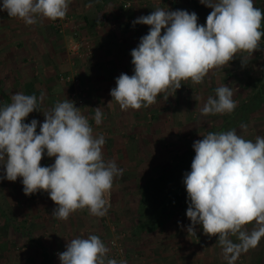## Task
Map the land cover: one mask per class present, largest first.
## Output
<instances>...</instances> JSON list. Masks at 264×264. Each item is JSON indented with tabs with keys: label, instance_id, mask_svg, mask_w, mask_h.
Here are the masks:
<instances>
[{
	"label": "clouds",
	"instance_id": "9594fccd",
	"mask_svg": "<svg viewBox=\"0 0 264 264\" xmlns=\"http://www.w3.org/2000/svg\"><path fill=\"white\" fill-rule=\"evenodd\" d=\"M70 3L2 0L0 12L34 25L40 18L64 19ZM200 3L212 9L206 24L198 23L195 12L159 8L132 22L150 26L149 31L131 50L134 74L121 73L116 78L109 103L114 100L122 111L147 108L160 94L176 93L182 81L202 83L210 70L230 65L238 53L251 56L264 50L260 47L264 11L253 0ZM241 63L246 66L243 59ZM215 93L201 109L202 115L232 113L237 107L232 89L225 84ZM94 109L93 119L100 125L103 113L100 107ZM33 111H39L37 97L23 93H15L11 103L0 107V166L4 170L0 180L21 178L26 196L47 192L56 205L52 215L57 219L67 220L84 209L93 216H105V195L123 170L114 161H105L103 135L93 134L88 118L67 98L43 113V123L36 119L25 123ZM241 127L247 129V125ZM193 149L191 171L183 178L189 201L186 216L191 222L188 235H196L200 225L205 235L217 238L228 264H234L241 251L257 247L264 238V137L257 136L253 142L235 130L209 132L193 143ZM45 153L54 157L50 166H41ZM249 224H254L251 232L246 230ZM230 236H237L240 243H233ZM108 252L100 237L90 235L67 242L58 257L61 264H117L107 258Z\"/></svg>",
	"mask_w": 264,
	"mask_h": 264
},
{
	"label": "crops",
	"instance_id": "0c3cea01",
	"mask_svg": "<svg viewBox=\"0 0 264 264\" xmlns=\"http://www.w3.org/2000/svg\"><path fill=\"white\" fill-rule=\"evenodd\" d=\"M86 1L87 0L81 1V5L88 6V4L85 3ZM115 2H117V0L97 1V5L100 6L101 11H104L101 17L102 20H100L101 18L99 19L103 27L109 28L107 24L110 21L111 15L108 10L111 9V5L115 4ZM131 2H133L132 7L126 9L128 13L124 15L120 14L117 16L118 18L112 17L111 24L116 23V25H118L117 28L112 26L114 30L108 31L107 28L103 29L101 26H98L101 28L97 31L98 35L93 37V39L92 35L88 34V36H86L87 40L91 41L93 44L89 46V42L85 41L90 48L87 50V48L84 49L82 47L80 54H74L70 50L69 52L71 53L58 49L55 41V33H57L55 31L56 27L51 20L40 18L38 23L27 25L20 19L7 16L6 12H0V107L3 102H5L6 105L11 103V97L15 93L35 95L37 97L39 111L30 113L26 118V123H30L32 119H36L40 123H43L45 119L43 113L51 111L57 102H62L66 98L72 101L70 91L76 87L82 90L85 95L86 104L83 112L89 117L93 118L95 115L94 108L100 107L103 113V119L108 120V118L114 116L116 118H122L127 112L128 117L129 114L131 117V113H133L134 118H137V116H139L138 110L128 109L127 111H122L119 104L114 100L109 103L112 100L110 91L116 86V78H118L121 73H126L128 75L134 74V66L131 63V50L138 46L141 37L148 33L150 27L142 24L133 26L132 23L136 18L148 15L152 12L150 8L146 7L148 0H135ZM194 2L198 7L203 5L200 3V0H195ZM0 4H2V0H0ZM203 6L205 7L204 10L210 13L208 11L209 8L205 5ZM82 17V21H84L85 24L91 21L89 17H86V13H83ZM200 23L201 22H199V24ZM83 32L86 34L88 30H83ZM76 38L77 36L73 39L75 40ZM93 45L96 51H93ZM85 51L90 54L96 52L94 56L92 55V57H94L93 61L92 59L88 61L87 58H84V54H86ZM229 66H227V68L232 67V65ZM73 73L78 76L76 83H67L60 78L61 75ZM161 98L163 97L161 96ZM158 99L159 97H157L156 103ZM156 103L151 105L150 108H153ZM159 110L160 112L163 111V109ZM155 116L156 115H154V117ZM91 126L92 128L95 127L93 124ZM98 126V128L95 127L96 129L93 131V134L97 137L103 135L105 139V144L102 148L105 161H114L117 167L123 170L122 175L114 178L113 187L111 189V204L108 207L107 214L103 217H97L91 215L87 209H84L72 213L67 220L57 219L52 215L56 205L50 199L47 192L41 191L31 196H26L23 192L21 178H18L15 182L8 181L7 179L0 180L1 187H3V189H0L2 192L1 194L6 200V207H0V214L2 216L3 214L6 215L3 216L5 221L3 220L0 224L2 230L11 229L10 226H15V229L21 234H27L28 232L26 231L28 230L33 231V233H41L43 229H48L51 230L49 233H51L52 230H57V233L60 235L59 238H56L54 234H52V238L50 237L49 241H43V238L39 239L35 234L30 235L29 232L32 238L23 237V239L18 240L24 247L18 253L10 252L7 248L9 244L12 246L17 245L18 241L9 240V244L8 242H0V264H43V246H48L51 251L50 256L53 260V264H59L58 253L62 249L65 251L67 242H70L72 239L77 237L87 238L90 235H97L107 246L109 240L108 238L104 239L103 236L105 235L103 231L109 229L111 234H113L112 231H115L112 228L113 226L118 227V229L120 228L118 224L115 223L113 215L121 211L125 213L127 210H125L126 208L124 205L118 208V203L120 202L119 196L120 199L122 196L126 204L127 199L136 198L138 187L136 188L137 185L135 186L134 184H138V181L141 182L140 180L144 182L145 178L150 176L153 172H156L158 168L156 170L154 169L155 161L152 158H150L152 160L148 165L149 167H147L148 169L142 168V166L145 165L143 161H146L144 158L146 156L145 153V155H137L136 163H133L134 165H139L137 169L131 167L133 164L132 162L129 163L130 160H125L127 162L125 163L119 161L117 158H113L110 154L115 147L112 145L113 141L115 143L116 141L109 133L111 125L103 126L101 123ZM157 127H159L158 124ZM162 129L159 128L155 133L157 135L160 134L159 132L162 131ZM37 133H39V125L37 127ZM122 139L123 145L126 146L128 142L124 141V138ZM144 147H142V150ZM110 148L112 149L110 150ZM53 163L54 157L49 158L45 153L41 161V166H50ZM157 165H161V162ZM127 171L130 175L127 174ZM3 175L4 170L2 166H0V176ZM116 183H122V185L123 183L132 184V188L130 186L124 188H126V190H135V194L119 189ZM15 205L16 208L11 207ZM115 209L118 210L113 213L112 211ZM136 212L138 213V208ZM13 213L16 215L15 217H17L15 225L14 223L9 224L7 222V219L13 222V220H11ZM167 227L168 225L165 226L162 231L153 235V237L152 235L147 237V240L150 239L153 242L152 244L160 246L169 236L166 235ZM156 235L157 237H155ZM6 241H8V239H6ZM157 242H160V244ZM35 245L41 247V252L38 255L24 252V249H27L28 246L31 247ZM17 248H19V246Z\"/></svg>",
	"mask_w": 264,
	"mask_h": 264
},
{
	"label": "rangeland",
	"instance_id": "374dc122",
	"mask_svg": "<svg viewBox=\"0 0 264 264\" xmlns=\"http://www.w3.org/2000/svg\"><path fill=\"white\" fill-rule=\"evenodd\" d=\"M81 1L85 0H71L67 15L64 18L65 25L62 28V31L60 32L55 28V31L57 32L55 33V41L60 51L69 52L71 42L74 41L73 38L76 36L83 39L84 42H89L88 45L91 46L93 43L88 41L86 36H88V34L92 35L93 39V37L98 35V29L107 28V30L110 31L114 30V27L117 28L118 25H116V23L111 24L112 17L128 13V10L126 9L131 8L133 5V2L131 1L135 0H117L115 4L111 5V9L108 10L111 15L110 21L107 24L109 28L103 27V25L100 24L99 19L103 16L104 11L102 12L100 6L97 5L98 0H87L85 3L88 4V6L81 5ZM194 1L195 0H148L146 7L150 8L152 11L159 8L172 11L187 10L190 13L195 12L198 16V23L201 22L200 24H206V18L209 13L204 10L205 7L203 5L199 7L196 6ZM261 1L262 0H253L254 6L260 8V5L262 4ZM127 3L129 5L125 7L124 5ZM90 4L91 6L89 7ZM208 11L211 12L212 9L209 8ZM83 13H86V17L91 19L88 23L86 22L87 24L82 21ZM100 20H102V18ZM98 26H101V28ZM112 26H114L113 29ZM86 29L88 30V33L84 34L83 30L86 31ZM82 47L84 49L87 48V50L90 48L86 43H84ZM260 47L261 49H264V37L261 39ZM93 51H96L95 47L93 48ZM85 53L84 58H87L88 61H90V59L93 61L94 57H92V55L94 56L96 52L90 54L85 51ZM241 59L246 61V66L242 65ZM231 65L232 67H230ZM227 66L229 65L219 69L210 70L204 81L200 84H193L191 81H182V86L180 89L176 90V93L169 91L168 93L160 94L158 96L159 99L153 108H150L149 106L147 108L142 107L139 109V116H137V118H134L133 113H131V117L130 114L128 117L127 112L124 117L121 116L122 118H116L114 116L108 118V120L103 119L102 125H111L109 133L116 141V143L113 141L112 145L115 147L113 149L110 148V150L112 149L110 155L125 163H127L125 160H130L129 163L132 162L133 164L136 163L137 155L140 156L145 153L146 156L144 158L146 161H143L145 165L142 166V168L148 169L147 167H149L148 165L153 159L155 161L154 169L156 170L162 164L170 162L174 156L186 151L195 141L202 139L203 136L207 134L208 129L213 124L221 122L225 115H202L201 109L207 102V99L210 96L215 98V90L221 85L226 84L232 89V98L236 101V104L242 101L247 96V92L251 91L250 84L254 82V79L258 75H262L264 67V50L257 51L251 56L246 52L238 53L236 59L230 62V68H227ZM161 96L163 98H161ZM166 97H168V99H166ZM159 109H163V111L160 112ZM154 115L156 116L154 117ZM92 124L95 125L96 128L99 127L96 123ZM157 124L159 127H157ZM246 125V130L240 126L237 133L238 135L247 140H252L253 142H255L257 136L264 137V109L261 114L252 117ZM95 127L93 128V131L96 129ZM159 128L163 129L159 132L160 134L157 135L155 132H157ZM122 138L125 139L124 141L128 142L126 146L123 145ZM142 147H144L143 150ZM160 162L161 165H157ZM138 166L139 165L134 164L131 165L134 169H137ZM127 174L130 175L128 171ZM140 181L141 182L138 181V184H134L135 186L137 185L136 188L138 187L136 198L127 199L126 204L122 196L121 199L119 196L120 202L118 203V208L124 205L126 208L125 210H127L125 213L121 211L116 212L113 215L115 223H117L120 228L118 229V227L113 226L112 228L115 230L114 232L112 231L113 234H111L109 229L103 231V234L105 235L103 236L104 239L108 238V240H110L111 238L119 237V239L123 241L127 255L126 264H228L225 251L217 238L205 235L200 225L196 226V235H188L187 227L191 222L187 216L181 221L179 220L177 223L174 221L168 222L166 235L169 236L166 238L164 242L165 244L161 240V244L160 242H157L160 246H155V244H152V240H147V237L136 238L135 235L132 234V230L138 217L136 210L138 208V200L140 197V186L143 184L142 180ZM116 185L119 189H122L125 192L129 191V193L133 192L135 194V190H126V188H124L126 186L132 188V184L123 183L122 185V183H116ZM0 189H3L1 184ZM1 193L0 190V207L5 208L6 200ZM11 207L16 208V205ZM117 210L118 209H115L112 212L114 213ZM15 216L14 213L11 216L14 225L17 222V217ZM3 220L4 217L0 214V224ZM10 227L11 229H1L0 242H8L9 244V240L17 242L19 239H23V237L30 238V235L32 234H35L39 239L43 238V241H49L52 234H54L56 238L60 237L57 230H52L51 233H49L51 230L48 229H43V232L41 233H33V231L28 230L26 231L28 232L27 234H21L15 229V226ZM253 228L254 224L246 226L248 232H251ZM155 237H157V235ZM229 238L235 244L240 243L237 236H230ZM6 239H8V241H6ZM18 246L19 248H17ZM7 248L10 252L18 253L24 247L18 241L17 245L12 246L9 244ZM24 252L38 255L41 252V247L36 245L31 247L28 246L27 249H24ZM61 252H63V249L60 250L59 253ZM231 255L232 254H228L229 257ZM59 264H61L60 260ZM234 264H264V238H261L257 247L249 248L246 252L241 251L235 259Z\"/></svg>",
	"mask_w": 264,
	"mask_h": 264
},
{
	"label": "trees",
	"instance_id": "16d2710c",
	"mask_svg": "<svg viewBox=\"0 0 264 264\" xmlns=\"http://www.w3.org/2000/svg\"><path fill=\"white\" fill-rule=\"evenodd\" d=\"M261 2L260 9L264 11V0ZM261 30L264 31V22H262ZM250 87L251 91L247 92V96L237 104L235 110L232 113H225L222 121L213 124L207 134L229 130H235L238 133L241 125H246L252 117L262 113L264 109V67L262 75H258ZM4 106H6L5 102L1 104V107ZM194 156L192 145L145 178L140 186L138 217L132 230V234L136 238L151 235L153 237L157 232L162 231L169 221L177 223L186 217L189 201L183 178L187 172L191 171V162ZM7 222L13 223L9 219ZM50 254L49 248L43 246V264H53Z\"/></svg>",
	"mask_w": 264,
	"mask_h": 264
},
{
	"label": "built area",
	"instance_id": "2783aa9c",
	"mask_svg": "<svg viewBox=\"0 0 264 264\" xmlns=\"http://www.w3.org/2000/svg\"><path fill=\"white\" fill-rule=\"evenodd\" d=\"M129 4H125L124 6L127 7ZM64 20L65 19H57L56 21H52L56 29L59 31H62V28L64 27ZM84 40L81 38H76L73 42H71L70 45V51L72 53L80 54L81 48L84 45ZM61 80L67 82V83H76L78 76L76 74H66V75H61L60 76ZM70 97L72 101H74L75 106L80 108V111L83 115H85L88 120L90 125L92 123H95L94 117L91 118L88 115H86L83 112L84 106L86 104L85 100V95L82 92V90L78 88H73L72 91H70ZM105 199L107 201V206L111 204V191L105 195ZM108 248H109V253H108V259H115L117 261V264H119L120 261H126L127 255H126V250L123 244V241L117 238H111L108 242Z\"/></svg>",
	"mask_w": 264,
	"mask_h": 264
}]
</instances>
